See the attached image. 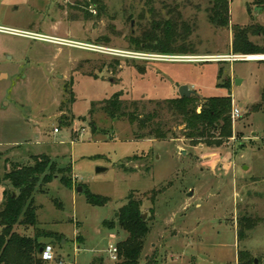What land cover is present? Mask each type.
Here are the masks:
<instances>
[{
	"label": "rangeland",
	"instance_id": "rangeland-1",
	"mask_svg": "<svg viewBox=\"0 0 264 264\" xmlns=\"http://www.w3.org/2000/svg\"><path fill=\"white\" fill-rule=\"evenodd\" d=\"M101 1L104 7L91 0H0V25L129 50H137L133 39L150 36L151 44L169 43L165 54L195 59H128L0 31V205L4 188H12L6 169L45 154L60 168L70 166L74 179L70 188L57 176L35 192L38 227L58 234L40 240L54 246L57 260L118 264L110 245L129 235L105 222L117 220L132 194L143 202L148 226L139 264L154 257L159 264H238L240 248L264 264V59L213 57L234 54L232 25H264V7L229 0L225 28L209 21L210 0ZM167 20L177 22L173 39L156 26ZM251 39L264 45L263 35ZM183 84L201 99L231 91L241 112L231 116L232 138L194 144L167 109L161 117L174 135L139 138L137 123L101 109L100 101L122 92L131 110L135 102L146 114L157 101L179 96ZM85 188L110 200L95 206ZM244 217L259 221L239 242ZM15 230L36 232L21 224Z\"/></svg>",
	"mask_w": 264,
	"mask_h": 264
},
{
	"label": "trees",
	"instance_id": "trees-1",
	"mask_svg": "<svg viewBox=\"0 0 264 264\" xmlns=\"http://www.w3.org/2000/svg\"><path fill=\"white\" fill-rule=\"evenodd\" d=\"M92 3H99L104 7L101 0H91ZM255 5L259 8L264 7V0H255ZM87 17L91 15L86 11ZM208 19L218 27H225L231 24L230 2L229 0H210L208 10ZM177 22L167 20L164 23H158L156 26L162 30L167 39L173 37ZM234 34L231 50L234 54H262L264 45H259L251 39V35L264 37V25H232ZM160 40L156 38L155 41ZM173 39V38H172ZM137 44V50L164 52L172 47L167 44H151L150 36L144 40L133 39ZM144 43V46H143ZM186 49V48H182ZM225 85L230 88L229 83ZM123 93H115L111 98H105L100 103L101 109L111 119L127 118L130 123H137L139 130L136 135L139 138L153 137L160 140L174 135L168 123L164 121L161 114L167 109L180 124H184V135L191 139L194 144L206 142L208 146L222 145L225 140L232 138L233 119L231 117L233 109V98L231 91L228 95H214L213 97H204L199 95L190 97H172L165 98L163 101H157V107L146 113L139 112L138 104L133 102L134 109L122 98ZM74 100V99H73ZM94 105V104H93ZM94 111V108L91 112ZM65 123L63 121H60ZM175 137V136H174ZM30 164H14L11 169H6L4 180L10 181L12 188H4L3 202L0 205V264H45L47 263L41 254V248L46 244L41 242V237H57V233L42 230L38 227L37 209L35 205V192L41 184H48L53 178L59 177L61 182L72 188L73 171L70 166L58 167L52 157L45 154H37L32 158ZM87 201L95 206L107 204L109 197L97 195L85 188ZM152 199H154L152 197ZM143 202L133 196L128 197L127 203L119 208L115 221H106L108 227L115 228L120 225L122 229L128 232L125 240L119 241L118 264H139L144 247V241L148 232L146 220L142 218ZM258 218H240L238 220V240L243 241L246 238V231L251 230L258 224ZM26 225L34 227L36 230L33 236L19 234L15 227L17 225ZM255 258L248 249L240 248L238 251V264H255ZM147 264H159L156 257L148 260Z\"/></svg>",
	"mask_w": 264,
	"mask_h": 264
},
{
	"label": "built area",
	"instance_id": "built-area-1",
	"mask_svg": "<svg viewBox=\"0 0 264 264\" xmlns=\"http://www.w3.org/2000/svg\"><path fill=\"white\" fill-rule=\"evenodd\" d=\"M92 13H96V11L94 9L90 10ZM0 31L1 32H6V33H10V34H16V35H20V36H24L27 38H34V39H38V40H44V41H51V42H57L60 44H68L70 46L79 48V49H85L91 52H99V53H106V54H110V55H116V56H120V57H125L128 59H135V60H156V61H163V60H168V61H194L195 57L194 56H187V55H172V54H159V53H154V52H144V51H140V50H134V49H120V48H111V47H107L103 44H99V43H90V42H78V41H72V40H68V39H60V38H56L50 35H45L42 33H37L34 31H25V30H20V29H11V28H7L4 26L0 25ZM250 54H246V55H240V54H232L229 56H224V55H220V56H213L215 58V60H228L229 58L233 59V60H250L249 59ZM213 57H211L213 59ZM208 60V61H212ZM262 59H264V55L262 57ZM262 59H257V60H262ZM241 115L240 109L236 106L233 107L232 109V113L231 116L235 119V118H239ZM59 128L56 127L55 131H58ZM110 252H112V258L114 260L118 259V247L117 245L111 244L110 245ZM42 254V258L48 262V263H54L56 262L57 264H67L64 260H57L58 259V254H56L55 248L54 246L48 244L45 247L42 248L41 251ZM71 264V263H70Z\"/></svg>",
	"mask_w": 264,
	"mask_h": 264
},
{
	"label": "water",
	"instance_id": "water-1",
	"mask_svg": "<svg viewBox=\"0 0 264 264\" xmlns=\"http://www.w3.org/2000/svg\"><path fill=\"white\" fill-rule=\"evenodd\" d=\"M179 94H180V97H184V96L190 97L192 95H195V96L199 95L198 92H196L194 89H191L188 85H184V84L181 85ZM97 170H98V172H101L102 170H104V168H98ZM78 190L82 191L83 187H79ZM142 218H144V220H146L144 214H142ZM41 251H42V248H41ZM255 262H256V259H255Z\"/></svg>",
	"mask_w": 264,
	"mask_h": 264
},
{
	"label": "bare ground",
	"instance_id": "bare-ground-1",
	"mask_svg": "<svg viewBox=\"0 0 264 264\" xmlns=\"http://www.w3.org/2000/svg\"><path fill=\"white\" fill-rule=\"evenodd\" d=\"M263 55H256V54H250L249 59L250 60H257V59H262Z\"/></svg>",
	"mask_w": 264,
	"mask_h": 264
},
{
	"label": "crops",
	"instance_id": "crops-1",
	"mask_svg": "<svg viewBox=\"0 0 264 264\" xmlns=\"http://www.w3.org/2000/svg\"><path fill=\"white\" fill-rule=\"evenodd\" d=\"M51 245V244H50Z\"/></svg>",
	"mask_w": 264,
	"mask_h": 264
}]
</instances>
